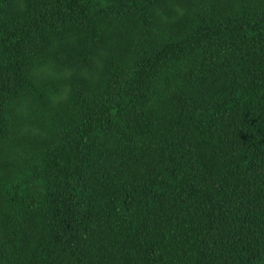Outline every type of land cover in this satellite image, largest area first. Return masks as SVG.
Here are the masks:
<instances>
[{
	"label": "trees",
	"instance_id": "trees-1",
	"mask_svg": "<svg viewBox=\"0 0 264 264\" xmlns=\"http://www.w3.org/2000/svg\"><path fill=\"white\" fill-rule=\"evenodd\" d=\"M0 264H264V0H0Z\"/></svg>",
	"mask_w": 264,
	"mask_h": 264
}]
</instances>
